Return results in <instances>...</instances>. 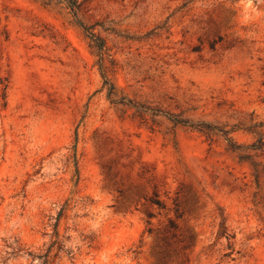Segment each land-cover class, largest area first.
Returning <instances> with one entry per match:
<instances>
[{"label":"rangeland","instance_id":"obj_1","mask_svg":"<svg viewBox=\"0 0 264 264\" xmlns=\"http://www.w3.org/2000/svg\"><path fill=\"white\" fill-rule=\"evenodd\" d=\"M0 264H264V0H0Z\"/></svg>","mask_w":264,"mask_h":264},{"label":"trees","instance_id":"obj_2","mask_svg":"<svg viewBox=\"0 0 264 264\" xmlns=\"http://www.w3.org/2000/svg\"><path fill=\"white\" fill-rule=\"evenodd\" d=\"M70 4H69V7H70V12H71V14H72V16H73V18H74V21L76 22V24H78L82 29H83V31L86 33V35L88 36V38L92 41V43L94 44V46L96 47V49L98 50V52H99V54H100V56L103 54V49H104V42H103V40L102 39H100L98 36H95L94 34H92V33H90L89 31H88V28L87 27H85V26H83L77 19H76V16H75V11H76V6H75V4H73V3H71V2H69ZM101 59V58H100ZM101 67V66H100ZM104 85H106L107 84V80L106 79H104V83H103ZM112 90H113V88H112V86L111 85H109L108 86V89H107V96H108V98L110 97V95L112 94ZM112 102L113 103H120V101H116V100H112ZM172 121H174L176 124H181V125H189L188 124V122H186V121H179V120H175V119H173ZM190 126H194L195 128H197L198 127V130H200L201 132H205V131H210V128H209V126H206V125H204V124H202V123H200V124H195V125H193V124H190ZM226 135H227V133L225 134V137H226ZM226 139V141L228 142V146H229V148L232 150V151H236L237 149H239V147L236 145V144H234L232 141H231V139L230 138H228V137H226L225 138ZM169 228H171V229H175L176 227H175V225L170 221L169 222Z\"/></svg>","mask_w":264,"mask_h":264}]
</instances>
